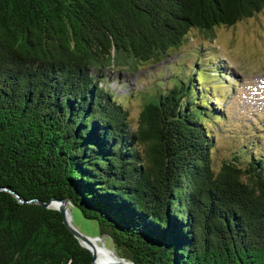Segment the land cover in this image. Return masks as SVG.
<instances>
[{
    "label": "trees",
    "instance_id": "16d2710c",
    "mask_svg": "<svg viewBox=\"0 0 264 264\" xmlns=\"http://www.w3.org/2000/svg\"><path fill=\"white\" fill-rule=\"evenodd\" d=\"M263 10L264 0H0V264H91L59 214L1 189L68 198L134 264H264L257 132L214 169L221 66L197 54L170 88L157 81L134 127L104 76Z\"/></svg>",
    "mask_w": 264,
    "mask_h": 264
},
{
    "label": "rangeland",
    "instance_id": "374dc122",
    "mask_svg": "<svg viewBox=\"0 0 264 264\" xmlns=\"http://www.w3.org/2000/svg\"><path fill=\"white\" fill-rule=\"evenodd\" d=\"M214 34L215 39L209 41L192 31L184 44L163 61L149 62L136 71L105 70L104 76L114 95L125 99L134 127L143 98L156 88L157 81H163L170 88L169 78L184 71L197 54L207 59L212 57L214 65L211 67L221 66L219 69L225 75L217 80L221 85L217 96L222 101L211 100V104L218 105L216 111L225 114L219 125L211 126L214 169L218 170L224 159L241 149V142L252 140L247 132H257L261 139L255 149L264 154V10L232 27L216 28ZM253 125H257L259 131ZM71 215L72 225L79 233L86 237L98 235L96 223L84 219L78 209H73Z\"/></svg>",
    "mask_w": 264,
    "mask_h": 264
},
{
    "label": "water",
    "instance_id": "95a60500",
    "mask_svg": "<svg viewBox=\"0 0 264 264\" xmlns=\"http://www.w3.org/2000/svg\"><path fill=\"white\" fill-rule=\"evenodd\" d=\"M1 190L13 195L14 198H16L20 204L26 203V204L38 205L43 209L50 210L59 214L62 223L66 227L68 232L75 238V240L83 249H85L90 253L91 264H134L133 262L127 260L117 252L109 236L101 232L99 228H98V235L95 237H86L81 233H79L72 225V215H71L72 210L77 209V207L68 198L65 197L57 198L52 196L45 202L38 200L24 201L20 199L17 194L13 193L9 189H1ZM92 241H96L101 248L111 252L113 256L112 260L106 261L104 263H97L95 253L93 251ZM107 243H109V246H107Z\"/></svg>",
    "mask_w": 264,
    "mask_h": 264
},
{
    "label": "bare ground",
    "instance_id": "6f19581e",
    "mask_svg": "<svg viewBox=\"0 0 264 264\" xmlns=\"http://www.w3.org/2000/svg\"><path fill=\"white\" fill-rule=\"evenodd\" d=\"M92 244L97 263H104L106 261L112 260L113 256L111 252L101 248L96 241H92Z\"/></svg>",
    "mask_w": 264,
    "mask_h": 264
}]
</instances>
